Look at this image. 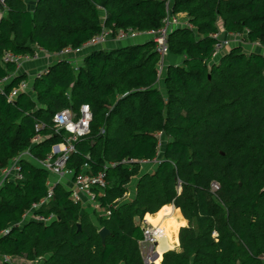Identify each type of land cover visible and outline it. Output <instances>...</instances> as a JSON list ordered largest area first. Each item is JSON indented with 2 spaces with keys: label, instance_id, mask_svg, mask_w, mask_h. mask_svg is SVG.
<instances>
[{
  "label": "trees",
  "instance_id": "1",
  "mask_svg": "<svg viewBox=\"0 0 264 264\" xmlns=\"http://www.w3.org/2000/svg\"><path fill=\"white\" fill-rule=\"evenodd\" d=\"M6 5L0 80H10L0 90V257L36 264H145L143 228L135 217L142 222L174 205L188 226L180 230V249L167 251L160 264H264V54L233 45L214 57L213 37L223 29L264 46V0H172L173 12L185 14L191 27L169 36L170 55L183 61L168 63L163 90L157 86L160 54L146 41L91 49L80 55L78 67L60 57L13 100L11 92L29 76L3 63L5 53L33 56L40 48L59 54L82 47L103 28L115 35L156 30L166 8L159 0ZM85 104L93 116L90 133L74 142L66 169L77 176L85 164L89 174L107 167L108 185L95 192L110 215L99 216L96 225L90 210L57 183L52 197L33 211L52 220L26 221L33 205L47 199L51 173L26 157L22 179L1 183L2 170L26 151L46 159L68 136L56 132L55 115L64 109L79 113ZM38 123L45 125L39 132ZM157 158L154 171H142L140 161ZM124 159L135 162L111 166ZM135 178V197L125 201ZM103 227L111 231L105 245Z\"/></svg>",
  "mask_w": 264,
  "mask_h": 264
},
{
  "label": "built area",
  "instance_id": "2",
  "mask_svg": "<svg viewBox=\"0 0 264 264\" xmlns=\"http://www.w3.org/2000/svg\"><path fill=\"white\" fill-rule=\"evenodd\" d=\"M165 3L166 8V16L163 20V25L156 30L149 31H134L131 29L128 30H118L117 39L122 42L133 41L138 37H147L148 41H152L155 44L156 51L160 54L161 60L159 64V74L162 69L165 67V59L170 55V49L168 45V39L170 34L182 27H191L186 20L181 19V14H175L173 12L172 0H159ZM7 13V5L6 0H0V18L3 17ZM112 31L107 28H103L102 32L93 37L87 43H85L82 47L73 49L66 48L59 53L60 57H78L83 55L86 50H91L100 47L105 44L107 40L112 37ZM213 37L218 40L215 48L214 57H217L223 53L224 50L233 46L237 39H241L240 34H225L224 31H219L213 34ZM238 39V40H239ZM258 44V42H255ZM45 51L36 48L35 55H15L11 52L5 53L3 57V63H14L17 66V70L22 68V66L32 60H38L39 56L41 57L42 53ZM44 71V70H43ZM41 71L37 76H39ZM36 76V77H37ZM10 77L3 78L0 80V90L3 91L4 85L8 83ZM32 86H29L28 82H22L20 86L14 89L10 96L9 100H13L15 97L19 95V93L23 91H30ZM92 112L90 106L85 104L80 108L79 113H75L72 109H64L57 113L54 117V123L56 127V132L58 133L60 130H65L68 133V136L63 143L64 149L60 151H52L46 159L40 160L38 163L40 166L45 168L47 171L51 173L52 176L57 177L59 180L64 177H71L73 180V187L71 189V199L82 205V207L90 206L92 209L97 210L100 208L97 202V195L95 189H103L108 185L107 180V167H105L102 171L96 174H89L86 170L89 168L88 164H85L84 170L74 176V172L71 170H67V162L73 152H75L74 142L78 139L86 136L90 133V123L92 121ZM45 125L43 123L36 124V131L44 129ZM161 136V135H159ZM41 136L37 135L33 142L37 143L40 141ZM22 157H31L30 152L26 151L21 156L13 159L10 164L2 170L1 183L5 180H19L23 178L21 173V158ZM133 159H124L118 163H112L111 166L115 167L119 164L130 165L134 163ZM159 159H155L153 161L142 160L140 161L142 166L146 165H157ZM50 187L49 195L46 200H43L39 204L33 205V210L26 214L27 217L30 213L34 214V210L44 205L51 197L52 190L51 188L55 184L48 183ZM213 188L218 189V185L216 183L213 184ZM106 215H110L108 211ZM33 219L38 221L47 222L51 221L52 217L49 219H45L44 217H37L33 215ZM143 239L139 241L140 252L145 264H160L163 260L164 251L162 254L159 251L160 242L165 237L164 229L160 225H152L148 221H143ZM162 260H161V259ZM0 264H13V258L11 256L5 255L0 257Z\"/></svg>",
  "mask_w": 264,
  "mask_h": 264
},
{
  "label": "crops",
  "instance_id": "3",
  "mask_svg": "<svg viewBox=\"0 0 264 264\" xmlns=\"http://www.w3.org/2000/svg\"><path fill=\"white\" fill-rule=\"evenodd\" d=\"M37 0H28V3H29V6H31V8L34 7L35 3H36ZM185 15V14H183ZM222 31H224L222 29ZM225 33V31H224ZM226 34V33H225ZM141 39L140 41H136V40H139ZM148 39L147 37H138L136 38L135 40L133 41H129V43L125 44V45H120V46H114L113 43L109 44V48L107 49H113V48H117V47H122V46H127V45H132V44H137V43H144L146 42ZM257 45V43H254ZM261 47V50L258 49V50H255V51H252V52H260V53H263L264 54V46H260ZM90 50H86L85 52H89ZM42 58L41 59H38V60H32V61H29L27 63H25L22 68H20L18 70V73H26L28 76H29V80H28V83H29V86H32V81L34 80V78L43 70L47 69L51 64H53L54 61H56L57 59L60 58L59 54H49L47 52H44L42 53ZM176 58V57H175ZM74 65L76 64L75 62H73ZM77 65V64H76ZM75 65V67H76ZM61 147L64 148L63 144H60V145H56L53 147L52 151H60L61 150ZM31 157H26V159L30 162H33V163H38L40 160L35 158L31 153H30ZM39 164V163H38ZM150 166V165H147V167ZM144 172H147V171H144ZM48 183H51V184H57V183H61L68 191H71L72 187H73V180L71 177H64L62 179H58L57 177L55 176H52L51 175V178L49 179V182ZM135 192H136V189L131 197V200L135 197ZM168 207H173V214L175 216V219L178 223H181V228L182 227H186L188 226V221L184 218V216L182 215L181 211L179 209H177L174 205H168ZM83 210L87 211V210H90V213H91V217H92V220L95 218V215L97 214H94L91 212L92 208L90 206H86L84 207L83 206ZM99 209L96 210V212L98 211ZM107 213V212H106ZM147 215H150L151 217L152 214H147ZM99 217V216H98ZM30 219H33L30 218ZM29 219V220H30ZM25 220H26V217H25ZM27 221V220H26ZM152 225H154L153 223H151ZM161 225V224H160ZM180 228V229H181ZM179 233H180V230H179ZM178 241L177 243L175 244L176 246V249L175 250H179L180 249V241H179V234H178ZM26 261L28 262V264H36L35 262H32V261H28V260H25L23 258H19V257H16V258H13V261Z\"/></svg>",
  "mask_w": 264,
  "mask_h": 264
},
{
  "label": "rangeland",
  "instance_id": "4",
  "mask_svg": "<svg viewBox=\"0 0 264 264\" xmlns=\"http://www.w3.org/2000/svg\"><path fill=\"white\" fill-rule=\"evenodd\" d=\"M104 16L105 15H103V19H104ZM181 19H182V21L185 19V15H183V14H181ZM239 39V38H238ZM237 39V41H235L234 43H236V44H234V45H241L242 46V48L244 49V51L246 52V53H251L252 51H255V50H258V49H260L261 50V47L260 46H262L260 43H258L257 45L256 44H254V43H251V42H246L245 40H243V36L241 35V39H239L238 40ZM141 39H139V40H136V41H140ZM148 41V40H147ZM111 43H113L114 44V46L116 45H118V46H120V45H125V44H127V43H129V41H126V42H122V41H119L118 39H117V34L115 35V34H113L112 33V37H110L108 40H107V42L105 43V44H103V45H101L100 47H99V49H107V48H109V44H111ZM263 51H264V49H263ZM43 56L41 55V57L39 56V59H41ZM82 57L83 56H78V57H72V58H70V59H72V61L73 62H75L77 65H76V67H78L79 65H80V61H81V59H82ZM182 61H183V59L182 58H174L173 56H168L166 59H165V67L162 69V71H161V73L159 74V80H158V84H157V86L160 88V89H164V77H165V75H166V67L168 66V63L169 64H171V63H175V64H181L182 63ZM162 145H163V143H162ZM161 148H162V146H161ZM64 148L63 147H61V150H63ZM156 169V165L155 164H153V165H150V166H148L147 167V165L146 166H142V171L144 172V171H149V172H152V171H154ZM136 184H137V179L135 178L133 181H132V183L129 185V192H128V194L126 195V197H125V201H129V200H131V197H132V195H133V193H134V191H135V189H136ZM106 209H103V208H99V210L97 211V214L95 215V218L93 219V222L96 224V225H98V221H97V219H98V216H106ZM147 216H149V215H145V217H144V220H146V221H148L149 223H152V222H150L149 221V219H147ZM33 217V213H30L27 217H26V220L28 221L30 218H32ZM163 222V221H162ZM161 222V223H162ZM160 224V223H159ZM163 224V223H162ZM162 224H161V226H162ZM140 225L141 226H143V221L141 222L140 221ZM181 228V227H180ZM179 228V230H181ZM179 230H178V234H179ZM167 236V235H166ZM176 249V246L174 245L173 246V248H171V249H168V250H175ZM162 260V259H161ZM13 264H28V262H26V261H24V260H22V261H13Z\"/></svg>",
  "mask_w": 264,
  "mask_h": 264
},
{
  "label": "bare ground",
  "instance_id": "5",
  "mask_svg": "<svg viewBox=\"0 0 264 264\" xmlns=\"http://www.w3.org/2000/svg\"><path fill=\"white\" fill-rule=\"evenodd\" d=\"M147 219L154 225L163 223L162 226H160L164 229L165 237L160 242V253L162 254L164 251L173 248L178 241V230L181 226V223H178L175 219L173 207L164 206L153 217L148 216Z\"/></svg>",
  "mask_w": 264,
  "mask_h": 264
},
{
  "label": "water",
  "instance_id": "6",
  "mask_svg": "<svg viewBox=\"0 0 264 264\" xmlns=\"http://www.w3.org/2000/svg\"><path fill=\"white\" fill-rule=\"evenodd\" d=\"M155 214H152V216H154ZM135 221H136V223L137 224H140V217L139 216H136L135 217ZM78 227H79V229H80V225H78ZM111 235V231L108 229V228H106V227H103V228H101L100 230H99V236H100V238H101V240H102V243L105 245V243H106V240H107V238L109 237ZM167 251H169V250H167ZM166 251V252H167ZM165 252V253H166ZM164 256V255H163Z\"/></svg>",
  "mask_w": 264,
  "mask_h": 264
}]
</instances>
